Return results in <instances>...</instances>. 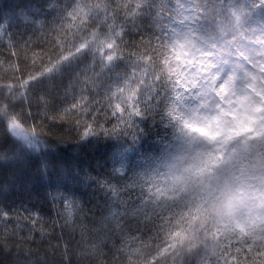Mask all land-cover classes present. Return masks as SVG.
<instances>
[{
	"label": "snow or ice",
	"instance_id": "1",
	"mask_svg": "<svg viewBox=\"0 0 264 264\" xmlns=\"http://www.w3.org/2000/svg\"><path fill=\"white\" fill-rule=\"evenodd\" d=\"M65 78L83 85L70 101ZM65 127L73 140L50 138ZM33 164L59 264H264V0L0 10V198ZM43 223L0 203L9 264H35L20 243Z\"/></svg>",
	"mask_w": 264,
	"mask_h": 264
},
{
	"label": "trees",
	"instance_id": "2",
	"mask_svg": "<svg viewBox=\"0 0 264 264\" xmlns=\"http://www.w3.org/2000/svg\"><path fill=\"white\" fill-rule=\"evenodd\" d=\"M27 0H0V10H2L5 15H11L13 13L24 10V6ZM124 71V69H121ZM88 77H91L93 73L86 68ZM85 77H82L83 80ZM107 79V78H105ZM47 87L46 85H40V89ZM55 95L58 98H63L66 94L69 101L73 94H79V91L83 87L82 84L73 83L69 84L67 78L63 82L57 81L54 85ZM100 95L96 96V99H101L104 90L99 89ZM33 113L37 111L36 107L32 108ZM39 122V121H38ZM49 122H44V131L47 132L50 128ZM57 136H62L66 140H73L75 138V133L71 132L67 127L60 129H53V134L50 136L51 139L57 138ZM82 157L92 160L94 153L89 148H84L81 150ZM55 183V181H53ZM48 189V182L42 180L40 174L36 170V165L27 170L23 175L19 176V182L17 184L16 190L10 193L6 198H0V203L3 204L6 210L16 209L17 211L23 212V208H38L43 210L44 223L39 226L38 230L33 233V240L28 243H20V246L24 249H31L32 253L27 257L29 261H34L35 264H59L60 255L54 250L52 246L63 243V241L52 238L45 235L43 238L40 235V230L42 229L44 233H52L55 229V235L59 236L60 229L53 221H58L55 211L50 210L51 205L45 199V192ZM103 193L97 192L94 197H91L92 204H102ZM89 227L92 225V221H84ZM11 227V226H9ZM67 229L65 230V238H67ZM80 235L79 228H77L75 237L78 240ZM50 241V242H49ZM11 246V243H10ZM10 257L0 254V264H9Z\"/></svg>",
	"mask_w": 264,
	"mask_h": 264
}]
</instances>
